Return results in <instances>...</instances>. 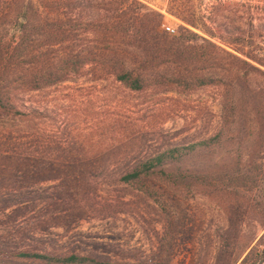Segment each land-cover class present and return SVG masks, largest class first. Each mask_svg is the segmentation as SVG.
I'll return each instance as SVG.
<instances>
[{
	"label": "rangeland",
	"instance_id": "obj_1",
	"mask_svg": "<svg viewBox=\"0 0 264 264\" xmlns=\"http://www.w3.org/2000/svg\"><path fill=\"white\" fill-rule=\"evenodd\" d=\"M139 1L176 31L181 22L167 12L171 0ZM196 1L223 3L216 21L238 25L246 30L241 35L248 34L246 22L261 25L252 35L264 42V0ZM23 101L45 115L29 127L11 125L19 132H0V264H42L13 256L18 251L129 264H264V150L238 151L241 166L260 162L255 188L221 185L227 193H217L153 177L118 180L141 159L212 135L220 87L136 92L110 76L81 75L26 93ZM186 159L181 166L210 173L239 160L231 140Z\"/></svg>",
	"mask_w": 264,
	"mask_h": 264
},
{
	"label": "trees",
	"instance_id": "obj_2",
	"mask_svg": "<svg viewBox=\"0 0 264 264\" xmlns=\"http://www.w3.org/2000/svg\"><path fill=\"white\" fill-rule=\"evenodd\" d=\"M224 7L171 0L167 12L181 23L170 33L162 27V13L139 0H0V132H19L11 125L29 127L34 117L45 115L24 104V94L81 75L110 76L136 92L218 86L222 101L212 135L141 159L118 180L135 184L153 177L176 186H210L217 193H227L221 185L255 188L260 162L241 166L238 151L264 150V53H255L264 42L253 38L261 25L251 20L246 35L238 25L216 21ZM225 140L236 146L239 160L231 166L210 173L180 165L191 155L214 152ZM138 188L161 205L154 191ZM13 256L42 264H129L76 253L18 251Z\"/></svg>",
	"mask_w": 264,
	"mask_h": 264
},
{
	"label": "built area",
	"instance_id": "obj_3",
	"mask_svg": "<svg viewBox=\"0 0 264 264\" xmlns=\"http://www.w3.org/2000/svg\"><path fill=\"white\" fill-rule=\"evenodd\" d=\"M167 31L171 32L172 30L171 29H166Z\"/></svg>",
	"mask_w": 264,
	"mask_h": 264
}]
</instances>
